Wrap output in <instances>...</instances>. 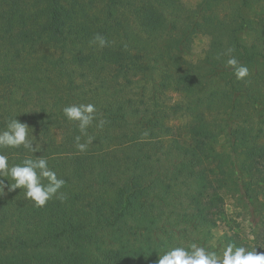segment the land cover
I'll use <instances>...</instances> for the list:
<instances>
[{"label": "trees", "instance_id": "obj_1", "mask_svg": "<svg viewBox=\"0 0 264 264\" xmlns=\"http://www.w3.org/2000/svg\"><path fill=\"white\" fill-rule=\"evenodd\" d=\"M257 175L264 0H0V264H264Z\"/></svg>", "mask_w": 264, "mask_h": 264}, {"label": "rangeland", "instance_id": "obj_2", "mask_svg": "<svg viewBox=\"0 0 264 264\" xmlns=\"http://www.w3.org/2000/svg\"><path fill=\"white\" fill-rule=\"evenodd\" d=\"M188 7H194L198 0H182ZM208 38L201 34L193 37L187 58L193 62L201 59L207 47ZM255 196L243 192H224V215L218 222L217 232L237 233L252 247L264 250V178L257 175Z\"/></svg>", "mask_w": 264, "mask_h": 264}]
</instances>
